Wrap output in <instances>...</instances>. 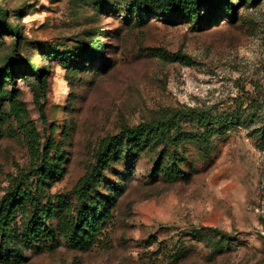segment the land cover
Wrapping results in <instances>:
<instances>
[{
    "label": "rangeland",
    "instance_id": "obj_1",
    "mask_svg": "<svg viewBox=\"0 0 264 264\" xmlns=\"http://www.w3.org/2000/svg\"><path fill=\"white\" fill-rule=\"evenodd\" d=\"M128 1L0 0L19 25L17 38L0 34V67L18 58L17 40L18 68L29 59L46 71L43 81L29 70L0 81V199L18 180L35 189L40 179L31 175L37 161L26 130L37 131L39 146L52 137L61 149L63 172L40 181L42 204L58 206L75 202L73 188L103 139L166 118L173 124L167 145L140 146L104 171L94 195L100 212L112 208L92 246L40 239L21 260L0 264H264V0H227L235 16L224 8L204 27L153 14L127 22ZM96 40L100 58H79ZM11 96L27 109L21 123ZM163 149L179 157L173 181L155 173ZM210 228L228 234L223 249Z\"/></svg>",
    "mask_w": 264,
    "mask_h": 264
},
{
    "label": "trees",
    "instance_id": "obj_2",
    "mask_svg": "<svg viewBox=\"0 0 264 264\" xmlns=\"http://www.w3.org/2000/svg\"><path fill=\"white\" fill-rule=\"evenodd\" d=\"M208 10L207 16L203 19L201 9ZM228 9L230 17L235 16V10L227 0H129L123 12L124 19L141 21L146 14H153L161 17L170 24L182 21H194L200 27L208 25L216 13L222 9ZM5 31L12 32L14 37H18L19 25H12L8 21V11L0 5V34ZM18 42L14 41L12 55L17 56L0 67V81L5 79L15 81L16 75L21 71L29 70V75H35L37 81H43L42 73L46 72L41 67L35 68L29 59H23L25 67L18 68V61L21 55L18 52ZM98 41L86 46L79 55V58H100ZM160 57L171 60L187 61L189 58L185 54L174 53L172 55L162 49H152ZM77 65L78 62H75ZM22 65V64H21ZM36 97L40 98L42 88L39 84L35 88ZM10 112L16 120L21 123V119L27 117L28 112L21 100L11 96ZM202 124V123H200ZM211 125V124H210ZM208 125L207 127H211ZM173 124L169 118L162 119L150 125L138 126L137 128L124 127L117 138L103 139L99 149L95 154V161L88 165L86 172L80 177L73 188L75 202L59 199L58 206L51 205V202L42 204V198L46 193L42 188L41 179L46 175L60 176L63 172L61 149L50 137L47 144L39 146L37 131L26 130L29 137V149L32 157L37 161L36 167L31 175H38L40 179L35 185V189L30 186L28 178H22L15 182L0 199V257L3 260H21L24 255V247L30 246L36 241L46 242L65 241L74 248L85 249L93 245L98 235L101 233V223L107 220L111 214L110 206L100 212L102 203L94 195L99 183L104 177V171L110 167L114 159L128 156L140 146H154L162 143L167 145ZM1 133V129H0ZM171 134V135H170ZM205 133L200 134L202 143L209 144ZM134 145V146H133ZM149 146V147H150ZM207 149V148H206ZM205 149V150H206ZM163 149L159 153L155 163V173H161L167 180L173 181L180 176L181 170L176 161L179 157L174 151L166 152ZM54 151V156L51 152ZM169 159L171 165H168ZM31 185H33L31 183ZM118 189V188H116ZM38 194V196H37ZM112 205V204H111ZM23 214L21 225L16 223V213ZM214 233L222 234L221 241L215 244L218 249H223V241H228V234L216 228H210ZM194 232H202L194 230ZM229 242H226V245ZM42 245H46L43 244Z\"/></svg>",
    "mask_w": 264,
    "mask_h": 264
}]
</instances>
